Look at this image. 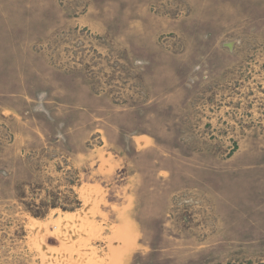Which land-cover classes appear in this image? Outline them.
Here are the masks:
<instances>
[{"label": "rangeland", "instance_id": "rangeland-1", "mask_svg": "<svg viewBox=\"0 0 264 264\" xmlns=\"http://www.w3.org/2000/svg\"><path fill=\"white\" fill-rule=\"evenodd\" d=\"M0 264H264V0H0Z\"/></svg>", "mask_w": 264, "mask_h": 264}, {"label": "trees", "instance_id": "trees-1", "mask_svg": "<svg viewBox=\"0 0 264 264\" xmlns=\"http://www.w3.org/2000/svg\"><path fill=\"white\" fill-rule=\"evenodd\" d=\"M34 217H36V218H42L41 216H38V215H35V214H34Z\"/></svg>", "mask_w": 264, "mask_h": 264}]
</instances>
